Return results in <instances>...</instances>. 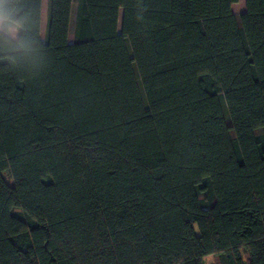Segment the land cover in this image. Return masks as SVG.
Here are the masks:
<instances>
[{
    "label": "trees",
    "instance_id": "1",
    "mask_svg": "<svg viewBox=\"0 0 264 264\" xmlns=\"http://www.w3.org/2000/svg\"><path fill=\"white\" fill-rule=\"evenodd\" d=\"M237 1L77 0L70 38L72 0L43 37L27 0L34 51L0 48V264H264V0Z\"/></svg>",
    "mask_w": 264,
    "mask_h": 264
},
{
    "label": "clouds",
    "instance_id": "2",
    "mask_svg": "<svg viewBox=\"0 0 264 264\" xmlns=\"http://www.w3.org/2000/svg\"><path fill=\"white\" fill-rule=\"evenodd\" d=\"M31 22L27 0H0V48L34 51Z\"/></svg>",
    "mask_w": 264,
    "mask_h": 264
},
{
    "label": "rangeland",
    "instance_id": "3",
    "mask_svg": "<svg viewBox=\"0 0 264 264\" xmlns=\"http://www.w3.org/2000/svg\"><path fill=\"white\" fill-rule=\"evenodd\" d=\"M46 1L42 0L41 3V22H40V35L43 37L44 35V29H45V23H46ZM77 0H72V6H71V20H70V26H69V37H73V24H74V14H75V7H76ZM245 8V1L244 0H238L236 3L232 4L231 10L238 14L244 11ZM224 113L226 115V110L224 108ZM8 182L10 181L8 174H5ZM217 258L214 255H207L202 258V264H216Z\"/></svg>",
    "mask_w": 264,
    "mask_h": 264
}]
</instances>
